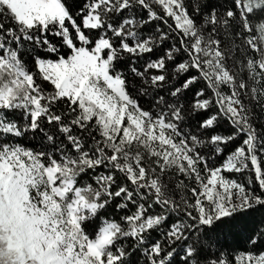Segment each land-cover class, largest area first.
<instances>
[{
  "label": "trees",
  "instance_id": "16d2710c",
  "mask_svg": "<svg viewBox=\"0 0 264 264\" xmlns=\"http://www.w3.org/2000/svg\"><path fill=\"white\" fill-rule=\"evenodd\" d=\"M67 17L27 25L0 3V40L15 50L33 88L12 87L0 107V154L20 148L59 179L73 180L93 212L80 231L95 238L106 222L113 235L102 264H236L240 253H264V0H177L191 29L178 27L159 0H59ZM71 44L67 42V38ZM82 34L87 41L79 38ZM110 45V73L151 119L171 125L172 145L144 133L124 137L78 101L60 94L39 60L67 58L74 48ZM0 67V88L13 72ZM41 113H32L33 97ZM238 108V113L234 110ZM217 170L245 202L203 221L199 174ZM210 207L211 199L206 201ZM0 223V264H20Z\"/></svg>",
  "mask_w": 264,
  "mask_h": 264
},
{
  "label": "rangeland",
  "instance_id": "374dc122",
  "mask_svg": "<svg viewBox=\"0 0 264 264\" xmlns=\"http://www.w3.org/2000/svg\"><path fill=\"white\" fill-rule=\"evenodd\" d=\"M94 3L84 19L87 26L97 27L99 20ZM170 12L178 27L189 31L191 22L177 0H159ZM27 25L50 21L63 23L66 11L59 0H0ZM259 0H244L246 10L258 6ZM67 42L71 44L66 32ZM79 38H86L80 33ZM104 38L89 50L74 48L67 58L39 60L44 76L65 94L78 101L87 113L107 126H122L124 137L144 133L172 145L177 154L191 161L180 141L171 136L172 127L163 119H151L127 95L122 80L110 73L112 52ZM0 67L13 72L10 82L0 88V107L13 99L11 88H33L32 76L24 69L15 50L0 40ZM33 115L41 113L38 99H32ZM236 113L238 108L234 107ZM58 164L43 165L36 156L20 148L0 154V223L8 230L9 248L15 251L20 264H102V253L113 235L114 224L106 222L95 238L80 231L82 214L93 212L95 205L85 201L73 180L59 179ZM202 186L200 213L203 221L230 211L245 202L241 191L217 170L199 174ZM211 199L210 207L206 200ZM220 207L217 214L215 209ZM236 264H264V253H240Z\"/></svg>",
  "mask_w": 264,
  "mask_h": 264
}]
</instances>
